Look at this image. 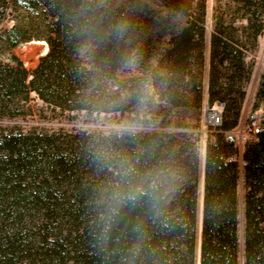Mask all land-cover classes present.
Returning <instances> with one entry per match:
<instances>
[{
	"label": "trees",
	"instance_id": "trees-1",
	"mask_svg": "<svg viewBox=\"0 0 264 264\" xmlns=\"http://www.w3.org/2000/svg\"><path fill=\"white\" fill-rule=\"evenodd\" d=\"M238 4L244 26L224 27L228 9L215 10L211 60L239 56L246 83L251 69L244 65L243 45L233 40L249 32L257 42L264 0ZM6 16L13 17L11 26H2ZM204 16L201 0L173 43L175 51L191 50L199 65ZM135 31L124 9L98 0H0V117L35 114L27 104L32 94L43 105L38 117L49 121L77 112L123 113L124 100L142 90L171 102L175 78L190 74L174 65L126 70ZM31 41H43L48 50L28 70L14 49ZM213 72L212 65L208 99L224 104L221 129L228 130L239 117L244 83L229 93ZM187 86L198 96L196 85ZM52 136L0 134V264H264V134L245 146L242 167L226 161L234 151L224 135L207 139L200 220L199 160L188 135L116 136L117 159L105 184ZM158 174L157 186L149 188ZM140 188L146 194L127 198ZM85 209L101 210L102 216L95 214L64 237L58 228L51 242L40 232L25 235L28 217L43 212L60 220ZM38 234L44 240L39 247Z\"/></svg>",
	"mask_w": 264,
	"mask_h": 264
},
{
	"label": "rangeland",
	"instance_id": "rangeland-1",
	"mask_svg": "<svg viewBox=\"0 0 264 264\" xmlns=\"http://www.w3.org/2000/svg\"><path fill=\"white\" fill-rule=\"evenodd\" d=\"M125 10L127 18L133 21L135 37L133 40V52L126 57L124 67L126 70H149L173 65L189 73L183 79L175 78L177 89L171 102L161 99L157 95H146L140 91V95L134 99H125L123 113L93 114L88 116L83 112L73 113L72 118H59L49 121L48 118H39V109L43 108L41 101L31 95L27 104L33 107V115L22 113L17 117H0V134L12 132L53 134L57 143L63 141L66 151L80 158L83 170L95 174L103 184L107 181L108 172L117 159L112 156L117 147L115 137L121 134L163 132L173 135L186 134L191 138L199 160V220L201 217L203 194V170L205 161V149L207 139L214 140L216 134L224 133L234 128L240 122L248 119L251 114L264 111V29L254 43L249 32H241L233 41L243 45L244 65L251 69L249 79L244 83L245 71L239 56H232L229 60H220L219 56L211 60V34L215 26L214 14L218 6L228 9L223 16L222 25L240 27L245 25V20L238 10L239 0H204L205 16L203 20V47L200 65L191 56V50L185 49L178 52L173 49L174 39L187 23L195 16L201 0H98ZM19 18L25 17L23 12L14 14ZM12 16H6L2 26L13 24ZM237 35V34H236ZM42 42V43H40ZM47 47L43 41L23 42L19 44L14 53L23 62L28 70H32L38 59L45 54ZM214 67L213 78L216 84L225 87L233 94L234 85L243 82L245 96L241 102L240 114L236 124L222 130L220 125H211L206 121L207 108L222 109L224 104L218 101L210 102L208 89L211 77V67ZM191 77V78H190ZM191 82L197 86V95L187 84ZM263 87L261 96L259 90ZM129 98V97H127ZM23 105V102L20 103ZM208 114V113H207ZM230 118H228L229 120ZM221 120V123H222ZM123 128H131L134 131H124ZM225 139V138H224ZM59 145V144H58ZM233 148L232 155L239 158V150ZM244 149L241 151L243 158ZM49 153V150H48ZM102 216L101 210L85 209L60 220H50L45 213H39L35 217L26 219L25 235L36 236L40 232L51 242L56 239L58 228L62 230V236H66L69 230L89 221L91 217ZM36 246L39 247L43 237L38 234ZM58 238V237H57ZM60 241L61 239L58 238ZM46 241V240H45ZM64 243H67L65 240ZM66 245V244H65ZM24 264L25 260L23 261Z\"/></svg>",
	"mask_w": 264,
	"mask_h": 264
},
{
	"label": "built area",
	"instance_id": "built-area-1",
	"mask_svg": "<svg viewBox=\"0 0 264 264\" xmlns=\"http://www.w3.org/2000/svg\"><path fill=\"white\" fill-rule=\"evenodd\" d=\"M213 107L208 111H212L209 123L213 126L220 125L222 109L220 107L213 109ZM261 134H264V111L251 114L247 120L240 122L231 130L226 131L224 133L225 141L231 143L234 148L240 151L239 158L236 155H230L226 158V161L237 162L242 167L245 161L241 156V151L245 149L247 144L256 142Z\"/></svg>",
	"mask_w": 264,
	"mask_h": 264
},
{
	"label": "clouds",
	"instance_id": "clouds-1",
	"mask_svg": "<svg viewBox=\"0 0 264 264\" xmlns=\"http://www.w3.org/2000/svg\"><path fill=\"white\" fill-rule=\"evenodd\" d=\"M121 130H124V131H134V129H131V128H123ZM161 178V174H158L153 180L152 182L149 184V188L151 189H155V187L157 186L156 182L158 180H160ZM137 194L139 195H144L146 194L145 190L143 188H140V189H137V192L136 193H133V194H130L127 198L128 199H132V200H135L137 198Z\"/></svg>",
	"mask_w": 264,
	"mask_h": 264
},
{
	"label": "water",
	"instance_id": "water-1",
	"mask_svg": "<svg viewBox=\"0 0 264 264\" xmlns=\"http://www.w3.org/2000/svg\"><path fill=\"white\" fill-rule=\"evenodd\" d=\"M48 50V49H47ZM47 52V51H46ZM45 52V53H46ZM208 111H209V108H207V111H206V121H207V123H209V118H208V116H207V113H208ZM200 212H201V205H200Z\"/></svg>",
	"mask_w": 264,
	"mask_h": 264
},
{
	"label": "bare ground",
	"instance_id": "bare-ground-1",
	"mask_svg": "<svg viewBox=\"0 0 264 264\" xmlns=\"http://www.w3.org/2000/svg\"><path fill=\"white\" fill-rule=\"evenodd\" d=\"M40 43H42V42H40ZM215 109H216V108H215ZM211 113H212V111L208 112V114H207V116H208L209 119H210V115H211Z\"/></svg>",
	"mask_w": 264,
	"mask_h": 264
}]
</instances>
